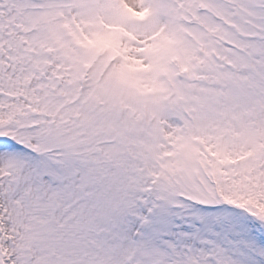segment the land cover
<instances>
[{
	"label": "snow or ice",
	"instance_id": "6c2138e0",
	"mask_svg": "<svg viewBox=\"0 0 264 264\" xmlns=\"http://www.w3.org/2000/svg\"><path fill=\"white\" fill-rule=\"evenodd\" d=\"M0 264H264V0H0Z\"/></svg>",
	"mask_w": 264,
	"mask_h": 264
}]
</instances>
